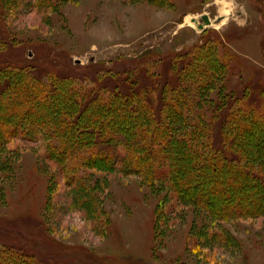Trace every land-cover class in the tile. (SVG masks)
Returning a JSON list of instances; mask_svg holds the SVG:
<instances>
[{
  "label": "rangeland",
  "instance_id": "1",
  "mask_svg": "<svg viewBox=\"0 0 264 264\" xmlns=\"http://www.w3.org/2000/svg\"><path fill=\"white\" fill-rule=\"evenodd\" d=\"M28 1L0 2V37L16 55L47 59L34 69L38 77L67 76L80 92L92 87L97 95L99 89L108 102L114 89L127 92L135 84L157 85L162 99L176 78L205 122L248 101L264 112V0ZM262 117L252 134L255 151L262 145ZM119 124L133 127L129 119ZM9 139L0 151V241L34 242L61 264H264L258 211L216 219L189 199L176 200L163 180L129 173L120 163L81 168L87 185L78 195L43 141ZM256 152L261 158V148ZM230 163L221 175L231 183L236 164ZM260 166L251 174L264 177ZM211 173L203 166L197 177ZM216 188H207V197L229 189L232 205L246 190Z\"/></svg>",
  "mask_w": 264,
  "mask_h": 264
},
{
  "label": "trees",
  "instance_id": "2",
  "mask_svg": "<svg viewBox=\"0 0 264 264\" xmlns=\"http://www.w3.org/2000/svg\"><path fill=\"white\" fill-rule=\"evenodd\" d=\"M6 45L0 37V151L16 135L22 140L33 136L43 141L46 154H54L51 157L64 178L70 177L78 195L79 187L87 185L86 177L79 176L81 168L120 163L129 173L139 171L163 180L176 200L189 199L216 219L248 210L264 215V177L250 171L253 167L261 170L264 164L260 161L258 166L260 157L255 156L259 147L260 159H264V130L259 133L262 145L256 151L252 145V134L264 116L255 103L248 101L232 111L224 109L214 116L216 121L208 123L194 112L189 95L179 91L176 78L169 81L170 93L162 99L157 85L153 89L135 84L127 92L114 89L108 102V96L98 88L97 95L92 87L80 92L67 76L52 72L44 78L36 76L34 69L47 59L16 55ZM86 111L89 116L83 119ZM126 119L133 127L121 129L119 123ZM231 161L236 167L229 171L234 177L228 180L235 178L230 183L221 171L228 169ZM203 166L212 171L204 179L197 177ZM224 186L246 190L235 205L228 203V199L232 201L229 189L220 197H207V188L222 191ZM251 188L258 190L251 193L250 200L244 199ZM245 204L253 208H244ZM0 264H61V259L42 252L34 242L0 241Z\"/></svg>",
  "mask_w": 264,
  "mask_h": 264
},
{
  "label": "bare ground",
  "instance_id": "3",
  "mask_svg": "<svg viewBox=\"0 0 264 264\" xmlns=\"http://www.w3.org/2000/svg\"><path fill=\"white\" fill-rule=\"evenodd\" d=\"M228 11H229V10H225V11H223L222 13H223V14H226ZM222 13H221V14H222ZM187 18H188V21H190L191 16H188ZM224 20H225V17H223V18L219 21V24L223 23ZM210 22H211V21H210ZM210 22H209V23H210ZM191 23H192V25H194L195 27H196V26L199 27V25H200L199 22H197L195 19H192V20H191ZM211 23H212V22H211ZM217 25H218V24H216V25H214V26H217Z\"/></svg>",
  "mask_w": 264,
  "mask_h": 264
},
{
  "label": "water",
  "instance_id": "4",
  "mask_svg": "<svg viewBox=\"0 0 264 264\" xmlns=\"http://www.w3.org/2000/svg\"><path fill=\"white\" fill-rule=\"evenodd\" d=\"M201 18H202L203 21H205L206 23H209V22H210V19H209V17L207 16V14H203V15H201Z\"/></svg>",
  "mask_w": 264,
  "mask_h": 264
}]
</instances>
